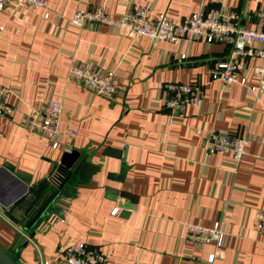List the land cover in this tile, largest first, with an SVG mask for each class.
<instances>
[{"label":"crops","instance_id":"1","mask_svg":"<svg viewBox=\"0 0 264 264\" xmlns=\"http://www.w3.org/2000/svg\"><path fill=\"white\" fill-rule=\"evenodd\" d=\"M133 3L174 21L225 7L244 26L264 29V0H46L47 17L41 8L24 6L1 12L0 84L12 90L6 98L12 110L0 115V246L11 250L18 235L27 239L36 231L16 254L19 264L56 260L78 241L107 252L106 264H264V232L254 228L255 211L264 209V90L210 78V68L229 57V43L151 42L118 25L78 27L68 20L76 9L97 6L118 17ZM71 57L113 71V97L67 78ZM244 60L248 67L262 62ZM248 67L249 84L257 85ZM167 81L201 84L199 104L166 106ZM48 98L63 104L55 148L24 125L30 109L43 110ZM213 129L248 139L240 160L205 151ZM65 153L100 170L64 181L60 215L21 230L4 212L22 218V201L58 175ZM106 186L136 195L126 217L119 207L126 199L107 198ZM215 221L225 233L221 249L185 237L187 223L211 227Z\"/></svg>","mask_w":264,"mask_h":264},{"label":"built area","instance_id":"2","mask_svg":"<svg viewBox=\"0 0 264 264\" xmlns=\"http://www.w3.org/2000/svg\"><path fill=\"white\" fill-rule=\"evenodd\" d=\"M19 6L41 8L43 17L49 14L46 0H0V13L6 9L11 13ZM68 20L78 27L89 23L118 25L125 29L127 35L144 36L151 42L177 43L188 38L229 43V57L217 61L210 68V78L224 84L238 83L253 92L264 90V29L244 26L238 13L231 9L220 7L209 14L195 11L181 21H174L164 11L153 12L146 5L133 3L118 17H113L97 6L76 9ZM260 22L264 23V11L260 12ZM3 27L1 22L0 31ZM180 57L183 58L184 54ZM245 57H258L262 62L248 67ZM246 67L251 75L259 78L257 85L249 84L248 76L244 73ZM66 76L106 98H112L115 93L113 71H99L89 63L79 62L74 57L70 58ZM162 87L167 91L165 105L170 108H182L185 104L197 105L203 95V86L199 83L167 81ZM11 92L9 87L0 84V115H7L12 110L11 105L6 102ZM62 111L63 104L60 100L48 98L44 102L43 110L30 109L24 125L28 130L45 136L55 148L59 144V121ZM247 144L248 139L245 136L213 129L205 137L204 149L208 154L227 153L233 160L238 161L247 152ZM117 211L118 207L115 206L110 212L115 214ZM254 228L264 232V209L255 211ZM185 237L196 246L212 243L215 249L219 250L223 247L225 233L219 221H215L211 227L189 222L186 224ZM214 255H210V261ZM108 257L109 254L98 247L78 241L66 245L58 259L45 258L39 264H106Z\"/></svg>","mask_w":264,"mask_h":264},{"label":"water","instance_id":"3","mask_svg":"<svg viewBox=\"0 0 264 264\" xmlns=\"http://www.w3.org/2000/svg\"><path fill=\"white\" fill-rule=\"evenodd\" d=\"M77 153H65L59 162L58 175L52 180H47L37 191L35 195H32L28 201L23 200L22 203H27L23 208V217L15 219L13 216L4 212V215L17 225L21 230L30 227L37 220H46L50 216L60 215L59 210L63 203L61 186L67 179H71L73 176H77L78 180L89 179L94 173L98 172L99 166L91 164L86 161L77 160ZM125 172V168L120 169V174L116 177L119 181L122 180ZM23 188L24 185H23ZM105 195L111 200L117 199V197L125 198L124 203H120L121 216L126 217L129 214V210L133 207L137 197L126 190L113 188L106 186ZM15 199L16 196H13ZM13 201V200H12ZM11 200H6L3 205L6 206ZM25 218V219H24ZM36 231H32L28 234V238L17 236L16 241L12 245L11 250L4 249L0 246V264H19L16 258V254L19 249L24 247L29 238L34 236Z\"/></svg>","mask_w":264,"mask_h":264}]
</instances>
